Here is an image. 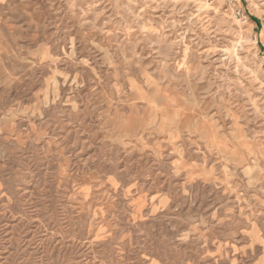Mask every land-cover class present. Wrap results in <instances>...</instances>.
I'll list each match as a JSON object with an SVG mask.
<instances>
[{"label": "rangeland", "instance_id": "rangeland-1", "mask_svg": "<svg viewBox=\"0 0 264 264\" xmlns=\"http://www.w3.org/2000/svg\"><path fill=\"white\" fill-rule=\"evenodd\" d=\"M0 264H264V0H0Z\"/></svg>", "mask_w": 264, "mask_h": 264}, {"label": "built area", "instance_id": "built-area-1", "mask_svg": "<svg viewBox=\"0 0 264 264\" xmlns=\"http://www.w3.org/2000/svg\"><path fill=\"white\" fill-rule=\"evenodd\" d=\"M246 21V20H245Z\"/></svg>", "mask_w": 264, "mask_h": 264}]
</instances>
